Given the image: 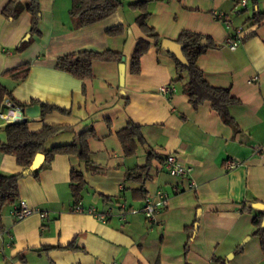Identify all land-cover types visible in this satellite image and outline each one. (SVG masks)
I'll return each instance as SVG.
<instances>
[{
	"label": "crops",
	"instance_id": "1",
	"mask_svg": "<svg viewBox=\"0 0 264 264\" xmlns=\"http://www.w3.org/2000/svg\"><path fill=\"white\" fill-rule=\"evenodd\" d=\"M9 1L0 0V85L17 105L3 100L11 106H2L6 119H0V142H6L5 127L22 120L31 132L59 128L47 149L68 145L83 132L94 136L88 139V164L57 155L37 176L18 180L19 201L0 210V264H264L252 234L254 215L243 210L245 202L264 203V20L255 24L253 19L264 13V0H246L238 15L233 0H154L148 7L147 23L161 39L174 41L186 30L217 46L196 65L211 86L229 89L238 100L228 107L234 125L225 123L209 102L191 106L182 91L185 79L175 82V63L160 46L152 43L141 57L140 72L130 73L143 34L135 20L139 13L128 5L139 0H119L122 6L109 17L79 28L69 15L71 0H39L38 33L32 35L29 1L19 0L20 13L7 19L2 10ZM220 12L231 19L230 29L214 17ZM240 26L245 33L231 50L226 38ZM116 27L121 33L107 34ZM80 51L121 54L123 84L121 60L94 62L92 77L84 80L57 69L60 57ZM23 64L29 65L23 80L4 74ZM164 86L173 91L160 92ZM41 104L64 113L42 115ZM13 106L19 107L18 115ZM129 123L140 127L145 144L126 156L117 133ZM149 151L155 157L144 182L146 196L153 201L158 191L169 196L155 222L141 212L145 200L132 193L139 185L126 181L127 172L143 165ZM169 154L191 167L188 175L168 173ZM228 161L234 168H227ZM71 170L81 172L85 181L77 205L106 214L104 221L74 210ZM21 172L14 156L0 152L1 174ZM19 202L34 212L17 220L13 211Z\"/></svg>",
	"mask_w": 264,
	"mask_h": 264
},
{
	"label": "trees",
	"instance_id": "2",
	"mask_svg": "<svg viewBox=\"0 0 264 264\" xmlns=\"http://www.w3.org/2000/svg\"><path fill=\"white\" fill-rule=\"evenodd\" d=\"M19 0H10L3 8L2 14L7 19H14L20 13L21 8L18 6ZM27 12L31 16L29 33L37 34V26L40 21L39 0H28ZM154 0H139L128 5V7L137 11L139 14L136 17V24L141 30L143 37L136 42L133 54L130 59V73L138 74L140 72V60L143 54L147 52L151 44L156 47L160 46L163 40L147 23L149 12V4ZM122 6L119 0H71V7L69 15L73 23V27L79 28L89 25L109 17L113 12ZM254 23H260L264 20V13L257 12L253 15ZM122 28H111L107 31L109 35H116L121 33ZM205 40L207 45L202 46V41ZM176 43L182 45V53L186 59L187 65H182L177 58L168 53L173 59L177 79L175 82L183 81V93L188 97V101L193 108H197L204 102L211 103L212 109L220 116V118L229 125H234L233 120L229 116L228 107L238 103L229 89H223L211 86L204 78L202 71L197 67V59L204 54L209 48L217 47L209 38L191 31H182L179 37L174 40ZM29 41L22 42L16 49V52L23 50ZM121 54L104 51L101 53L93 51H80L73 54H68L60 57L57 61L56 67L59 70L68 72L75 78L84 80L92 77V65L94 62H115L121 60ZM29 65L23 64L13 69L6 71L4 74L10 76L14 80H23L28 73ZM5 98L12 101L11 93L0 85V105ZM12 103L15 104L13 101ZM22 106V105H20ZM53 111L64 110L56 109L53 106L41 104V114H47ZM59 128L55 126H44L38 132H31L28 128L26 120L8 124L4 131L6 134V142H0V152L15 157L17 165L23 171L28 169L32 164L37 154L44 155L42 165L32 175L37 176L39 170L48 165L57 155H72L78 157L79 160L85 164L90 162L91 152L88 147V139L93 137L92 132H83L78 134L74 140L63 146L47 149L46 142L49 138L58 132ZM119 142L123 148L126 156H131L139 145L145 144V138L141 133L140 127L129 123L123 130L117 133ZM146 162L129 170L126 175V181L139 185V188L132 191L133 195L138 194L139 199L146 200V191L144 189V182L149 176L150 162L155 155L149 151L146 154ZM24 175L21 173L4 175L0 173V210L5 205H13L19 201L18 180ZM69 188L74 206H76L82 197V191L85 188V181L82 173L71 170L70 172ZM254 203H243V210L253 213V235L259 240L262 254H264V212L256 211L252 208ZM185 244V252L188 250V242Z\"/></svg>",
	"mask_w": 264,
	"mask_h": 264
},
{
	"label": "built area",
	"instance_id": "3",
	"mask_svg": "<svg viewBox=\"0 0 264 264\" xmlns=\"http://www.w3.org/2000/svg\"><path fill=\"white\" fill-rule=\"evenodd\" d=\"M235 2V7H234V14L238 15L240 14V9H245L247 6V1L246 0H233ZM240 8V9H238ZM214 17L222 22L225 26L226 29H230L231 27V19L225 14V13H214ZM245 33L244 27L240 26L234 30V33L229 35L226 38L225 44L231 49L235 50L239 43L241 38L243 37V34ZM173 89H171L170 86H164L160 88V92L162 93H171ZM2 106H7L10 107V103L8 101H3L0 105V119L5 120L6 119V114L2 111ZM13 110L16 115L20 113L19 107H14ZM16 117H14L15 119ZM13 120V119H11ZM227 168L232 169L235 166V163L233 161H228L227 162ZM165 167L170 175L173 176H180L184 177L189 174L191 167L179 160L175 155L169 154L166 159H165ZM168 199L169 196L167 193L163 191H158L157 193V200L153 201L149 198L145 200L144 206L141 209V212L145 216V218L150 221V222H155L157 214L165 209L168 205ZM74 210L76 212L80 213H87L94 215L97 217V219L104 221L106 219V214L103 213H98L95 208L90 207L88 209H83L80 205L75 206ZM34 211L30 209L25 203L19 202L13 211V215L17 220L23 219L29 215H31ZM44 217L45 215L42 214Z\"/></svg>",
	"mask_w": 264,
	"mask_h": 264
},
{
	"label": "water",
	"instance_id": "4",
	"mask_svg": "<svg viewBox=\"0 0 264 264\" xmlns=\"http://www.w3.org/2000/svg\"><path fill=\"white\" fill-rule=\"evenodd\" d=\"M29 38V35H27V37L25 38V40H27ZM202 46H206L207 43L205 40L202 41L201 43ZM160 48L162 50L167 51L168 53H171L172 55H174L177 60L184 66L187 65L186 59L183 56L182 53V45L176 43L175 41L169 40V39H163L160 42ZM121 63L119 64V80H120V85L123 84V79H124V74H125V65H124V61L125 58L122 57L121 58ZM44 161V155L43 154H37L36 157L34 158L32 164L29 166L28 169L24 170L22 172L23 175H27L32 173L33 171L37 170L43 163ZM252 208L256 211H260V212H264V203H255L252 205ZM262 225H264V222H262ZM246 241V240H245ZM245 241L242 242V244L240 245V248L243 246V244L245 243Z\"/></svg>",
	"mask_w": 264,
	"mask_h": 264
}]
</instances>
